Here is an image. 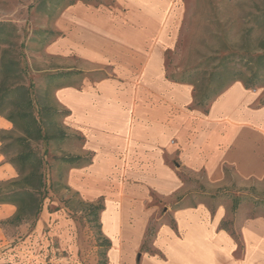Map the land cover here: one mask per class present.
<instances>
[{
    "label": "crops",
    "instance_id": "obj_1",
    "mask_svg": "<svg viewBox=\"0 0 264 264\" xmlns=\"http://www.w3.org/2000/svg\"><path fill=\"white\" fill-rule=\"evenodd\" d=\"M119 17L82 3L61 14L62 32L46 51L75 54L84 64L109 65L112 75L80 87L59 86L64 124L84 138L91 162L72 167L68 184L84 200L103 197L99 221L110 241L109 264H123L142 243L149 216L148 192L161 200L162 222L139 264H264V218L238 224L240 241L221 226L227 206L181 204L187 184L179 171L202 172L209 185L231 168L242 179L264 178L262 91L234 81L205 112L193 87L170 79L164 68L171 0H115ZM71 70V69H70ZM0 128L10 122L0 116ZM9 210L15 207L1 204ZM174 205V206H173ZM169 213V220L164 217Z\"/></svg>",
    "mask_w": 264,
    "mask_h": 264
},
{
    "label": "rangeland",
    "instance_id": "obj_2",
    "mask_svg": "<svg viewBox=\"0 0 264 264\" xmlns=\"http://www.w3.org/2000/svg\"><path fill=\"white\" fill-rule=\"evenodd\" d=\"M82 3L96 9H105L119 17L122 7L115 0H0V21L11 22L17 28L13 52L24 68V83L30 84L34 101H52L61 114L58 121L66 133L61 141L34 143L43 154L47 178L55 177L57 164L54 157L84 152V138L75 129L64 124L65 108L54 95L56 87L83 83H94L112 75L109 65L84 64L73 53L63 57L46 51L47 44L62 32L57 27L61 14L70 5ZM169 16L170 42L164 49L166 75L179 78L181 73H197L206 78L217 57L229 54L227 66L234 69L251 65L249 53L262 51L264 40V0H171ZM247 66V65H246ZM72 70V74L50 77L51 74ZM264 95V84L256 87ZM36 109V106H34ZM11 124V123H10ZM1 126V125H0ZM9 128L0 129H11ZM67 169V168H65ZM68 173L65 183L68 184ZM187 184L179 196V205L205 203L213 211L218 204L227 206L226 229L233 232L239 242L238 224L250 217L264 218V178L242 179L233 169L227 168L225 181L219 185H209L202 172L193 173L188 169L179 171ZM16 176L14 168L0 154V180ZM49 190L43 200L42 209L35 220L12 225L4 220L9 210L0 204V264H99L103 257L109 264L102 226L94 219L89 203L103 204V197L93 202L84 200L71 186ZM148 209L156 208L149 216L142 243L130 255L133 264H139L143 252H154L152 241L155 231L162 222L160 198L151 190L148 192ZM232 197H240L236 209H232ZM174 206V205H173ZM169 213L164 219L169 220ZM123 257V264H129V255Z\"/></svg>",
    "mask_w": 264,
    "mask_h": 264
},
{
    "label": "trees",
    "instance_id": "obj_3",
    "mask_svg": "<svg viewBox=\"0 0 264 264\" xmlns=\"http://www.w3.org/2000/svg\"><path fill=\"white\" fill-rule=\"evenodd\" d=\"M262 15L264 16V13ZM16 37V26L11 22L0 21V116L12 124L11 129H0V154L16 172L15 177L0 180V204H11L15 207L13 214L4 220L12 225L35 220L49 190L60 186L70 188L65 183L67 171L91 162V157L85 159L80 154L55 156L57 173L53 178L46 177L44 156L35 148L34 143L61 141L66 137V133L58 121L57 117L61 112L56 105L46 99L34 101L30 84L24 83L26 72L13 52ZM260 47L262 51L249 53L251 65L246 64L247 66L239 69H234V65L228 67L227 53L217 57V63L212 65L206 78L197 77V73L185 75V72L181 73L179 78H169L192 85L195 105L202 107L206 112L209 103L234 81H241L248 89H255L264 84V40H261ZM72 72H58L50 77H61ZM260 103L264 104V95ZM231 200L234 210L241 198L232 197ZM88 205L93 218H98V211L102 210L103 204ZM221 226L225 228V222ZM231 234L234 236L233 232ZM101 242L105 246V256L110 241L103 236ZM99 264H107L106 258L103 257Z\"/></svg>",
    "mask_w": 264,
    "mask_h": 264
}]
</instances>
